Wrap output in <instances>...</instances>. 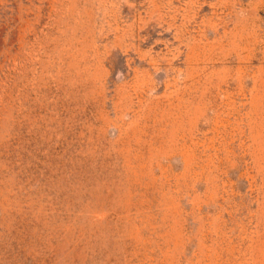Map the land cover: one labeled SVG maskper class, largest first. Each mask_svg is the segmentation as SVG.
<instances>
[{"label": "rangeland", "instance_id": "374dc122", "mask_svg": "<svg viewBox=\"0 0 264 264\" xmlns=\"http://www.w3.org/2000/svg\"><path fill=\"white\" fill-rule=\"evenodd\" d=\"M0 264H264V0H0Z\"/></svg>", "mask_w": 264, "mask_h": 264}]
</instances>
